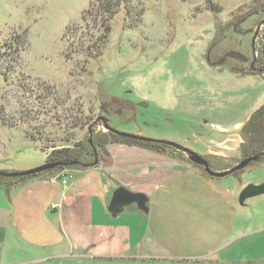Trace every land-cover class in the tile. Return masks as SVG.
Returning a JSON list of instances; mask_svg holds the SVG:
<instances>
[{
  "label": "rangeland",
  "instance_id": "1",
  "mask_svg": "<svg viewBox=\"0 0 264 264\" xmlns=\"http://www.w3.org/2000/svg\"><path fill=\"white\" fill-rule=\"evenodd\" d=\"M92 1L0 0V171L33 168L55 148L92 143L108 131L105 123L179 143L216 171L236 164L242 126L264 103V0H129L113 16L99 57L90 56L103 29ZM227 143L232 149L224 150ZM117 144L104 146L97 166L125 155ZM174 149L155 153L191 163ZM136 153L128 156L139 160ZM263 159L243 168L245 185L264 181ZM85 168L41 176L62 179ZM251 234L228 247L237 261L264 256V230Z\"/></svg>",
  "mask_w": 264,
  "mask_h": 264
},
{
  "label": "crops",
  "instance_id": "2",
  "mask_svg": "<svg viewBox=\"0 0 264 264\" xmlns=\"http://www.w3.org/2000/svg\"><path fill=\"white\" fill-rule=\"evenodd\" d=\"M117 145L125 152L120 159L74 170L65 185L57 175L0 188V264H264V256L237 261L228 248L264 230V194L237 202L244 169L216 177L184 160ZM120 185L145 193L147 212L131 204L112 216L108 204Z\"/></svg>",
  "mask_w": 264,
  "mask_h": 264
},
{
  "label": "trees",
  "instance_id": "3",
  "mask_svg": "<svg viewBox=\"0 0 264 264\" xmlns=\"http://www.w3.org/2000/svg\"><path fill=\"white\" fill-rule=\"evenodd\" d=\"M128 1L129 0H93L92 1L91 3L92 6L89 9V11L90 10L93 11L94 16H96L95 19L97 20V25H99V27L103 29L101 31L99 38L96 41L97 46L94 49L93 53L90 54V56L99 57L101 55L102 49L104 48V45L108 41V35L111 30L110 22L113 16L115 15V13L119 10L120 6L123 4H127ZM260 50L264 54V43L260 47ZM245 73H253V72L248 71ZM241 136L243 138V142H241L240 144V152L242 158L250 157L264 151V103L251 113L246 123L242 126ZM108 142L125 144L129 146H136L157 153H163L166 148L170 147L162 141L149 140V139H135L131 137L121 136L120 134L111 131H107L106 133H100L99 135H97L94 139H92V143L88 142L89 144H83L82 146H80V148L78 147L55 148L47 156L48 162H65V163L71 162L70 165L67 166L58 165L52 169H47L39 173L31 174L27 176L8 178L0 175V188L4 187L6 191H8V189L14 184L20 183L32 177L41 176L46 172H52L58 169L88 167L93 163L95 159H98L103 155V153L106 152L104 146ZM89 155L93 157L92 163L90 164L86 163L87 161L84 160ZM262 158H264V155ZM74 161L75 163H72ZM256 162L258 161H253L249 165H253ZM97 164L99 165L98 161ZM97 164L95 166H97ZM193 165L202 168L201 166H198L196 164ZM241 171L242 170L235 172L234 175H238Z\"/></svg>",
  "mask_w": 264,
  "mask_h": 264
},
{
  "label": "water",
  "instance_id": "4",
  "mask_svg": "<svg viewBox=\"0 0 264 264\" xmlns=\"http://www.w3.org/2000/svg\"><path fill=\"white\" fill-rule=\"evenodd\" d=\"M105 127L108 129V131L120 134L121 136L131 137L135 139H149V140L162 141L168 146H171V147L176 148L177 150L183 151L184 153L188 155V158L191 163L201 166L207 174L211 176H216V177H223V176L235 173L239 170H242L243 168L248 166L251 162L258 160L261 155H264V151H262L256 155L241 158L236 164L232 165L231 167L227 169H224L221 171H215L211 169L208 163V160L206 158H204L199 153L179 143L169 141V140L153 139L147 136H142V135L128 133V132H122V131H119V130H116L110 127L107 123H105ZM72 163H75V161ZM70 164L71 162H67V163L65 162H46L42 165L29 168V169H25L22 171H11V172L0 171V175L4 177H8V178L18 177V176H27V175L39 173L47 169H52L58 165L67 166ZM95 164H97V159H95L91 165H95ZM262 194H264V181L259 182V183H247L239 191L238 196H237V202L239 205L245 206L248 199L255 197V196L262 195ZM147 201H148V197L145 193L134 192L120 185L116 189H114L112 193L111 199L108 204V212L112 216H116L117 214L121 213L126 206H129L131 204H135L140 210L147 212V205H146Z\"/></svg>",
  "mask_w": 264,
  "mask_h": 264
},
{
  "label": "built area",
  "instance_id": "5",
  "mask_svg": "<svg viewBox=\"0 0 264 264\" xmlns=\"http://www.w3.org/2000/svg\"><path fill=\"white\" fill-rule=\"evenodd\" d=\"M62 176H63L62 179H61V183H62V185L67 184L68 181L72 178L71 175L65 174V172L62 173ZM57 206H58L57 204H52L51 207L54 209V208H56Z\"/></svg>",
  "mask_w": 264,
  "mask_h": 264
},
{
  "label": "flooded vegetation",
  "instance_id": "6",
  "mask_svg": "<svg viewBox=\"0 0 264 264\" xmlns=\"http://www.w3.org/2000/svg\"><path fill=\"white\" fill-rule=\"evenodd\" d=\"M262 157H263V155H261L259 159H261ZM259 159H258V160H259ZM208 163H209V161H208ZM209 164H210V163H209Z\"/></svg>",
  "mask_w": 264,
  "mask_h": 264
}]
</instances>
